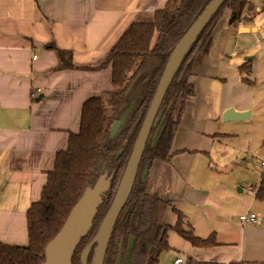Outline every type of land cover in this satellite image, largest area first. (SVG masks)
I'll list each match as a JSON object with an SVG mask.
<instances>
[{
  "label": "crops",
  "instance_id": "obj_1",
  "mask_svg": "<svg viewBox=\"0 0 264 264\" xmlns=\"http://www.w3.org/2000/svg\"><path fill=\"white\" fill-rule=\"evenodd\" d=\"M249 2L238 25L226 11L215 27L190 78L195 95L175 154L150 168L172 212L163 223L174 226L180 212L187 232L216 241L195 247L169 231L174 262L264 264V0ZM180 3L0 0V244L29 246L28 211L41 200L57 154L80 132L84 103L114 89L111 51L132 24L153 22L166 7L177 12ZM230 109L249 116L227 121ZM247 213L258 222L242 224Z\"/></svg>",
  "mask_w": 264,
  "mask_h": 264
},
{
  "label": "trees",
  "instance_id": "obj_2",
  "mask_svg": "<svg viewBox=\"0 0 264 264\" xmlns=\"http://www.w3.org/2000/svg\"><path fill=\"white\" fill-rule=\"evenodd\" d=\"M211 1L181 0L176 13L166 7L156 12L153 22L131 25L107 59V64L113 67L114 89L84 103L80 132L71 134L68 149L57 154L41 200L28 211L29 246L19 248L0 244V264H42L45 248L60 233L86 188L93 186L108 171L112 177L111 189L103 198L91 230L72 258V264H81L83 250L97 234L112 204L171 53ZM250 6L249 0H226L184 58L160 108L159 116L164 119L160 139L153 146L158 128L155 124L136 183L115 224L105 264L116 263L120 245L125 257L131 238L135 240L131 264H159L160 255L170 249L169 231H175L195 247L216 245L214 237L201 239L187 232L183 227L184 216L180 212L176 211L174 226L165 225L164 211L170 204L146 191L147 178L143 179V172L146 166L150 171L155 162H171L175 154L174 139L184 117L187 100L195 95L190 78L198 58L208 53L218 22L226 11H230V23L238 25ZM155 33L158 38L152 45ZM61 56L63 61L70 59L69 52H62ZM69 65L65 62L63 67ZM129 110L123 125L113 135V126ZM262 187L260 192L264 195V183ZM95 252L96 248L92 250L88 264L93 262ZM183 264L216 263L188 258Z\"/></svg>",
  "mask_w": 264,
  "mask_h": 264
},
{
  "label": "water",
  "instance_id": "obj_3",
  "mask_svg": "<svg viewBox=\"0 0 264 264\" xmlns=\"http://www.w3.org/2000/svg\"><path fill=\"white\" fill-rule=\"evenodd\" d=\"M225 2L226 0H212L200 17L192 24L182 39L174 47L141 127L126 169L116 190L112 204L97 234L83 250L81 254V264H88V258L94 248H96V252L92 264H105L106 254L115 224L125 208L136 183L141 160L155 124H158V128L153 138V146H155L160 139L164 119H161L159 112L167 91L191 47ZM172 12L176 13V11ZM242 31L246 32L249 30L243 28ZM130 111L131 110L123 115L121 121L115 123L113 126V135L117 133L123 125ZM248 116V112L236 113L233 109H230L226 112L224 119L227 121L242 120ZM148 174L149 166H146L143 172V179H146ZM111 185L112 177L109 176L108 171H106L99 177L93 186L86 188L60 233L45 248V261L42 264H72L73 255L82 239L91 230L94 218L99 207L103 204L104 196L110 191ZM134 243V238H131L125 257H123L122 254V245H120L121 251L115 264H131V253Z\"/></svg>",
  "mask_w": 264,
  "mask_h": 264
},
{
  "label": "rangeland",
  "instance_id": "obj_4",
  "mask_svg": "<svg viewBox=\"0 0 264 264\" xmlns=\"http://www.w3.org/2000/svg\"><path fill=\"white\" fill-rule=\"evenodd\" d=\"M155 163H157V164H163V162H155ZM155 163H153V165L155 164ZM152 165V166H153ZM151 166V167H152ZM154 171L152 170V172L150 173V171H149V174H148V176H147V179H146V191L150 194V195H153V196H157V197H159L158 195H157V192H156V188H155V186H154V179H153V175H152V173H153ZM160 198V197H159ZM162 199V198H161ZM164 200V199H163ZM171 210H169V208L167 207L166 208V210L164 211V216H163V221H164V223H167L168 222V220L170 219V215H171ZM162 254H165V258L163 259V260H161V255ZM161 255H160V262H159V264H175V262L173 261V260H171L170 259V256H171V254L169 253V251H166V252H163ZM168 259H170V260H168ZM92 264V263H91Z\"/></svg>",
  "mask_w": 264,
  "mask_h": 264
},
{
  "label": "built area",
  "instance_id": "obj_5",
  "mask_svg": "<svg viewBox=\"0 0 264 264\" xmlns=\"http://www.w3.org/2000/svg\"><path fill=\"white\" fill-rule=\"evenodd\" d=\"M34 95L35 94H33V96ZM239 220L242 224H256L258 222V217L254 213H247V214L240 216ZM183 263H184L183 259H178L175 261V264H183Z\"/></svg>",
  "mask_w": 264,
  "mask_h": 264
}]
</instances>
